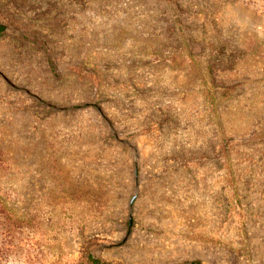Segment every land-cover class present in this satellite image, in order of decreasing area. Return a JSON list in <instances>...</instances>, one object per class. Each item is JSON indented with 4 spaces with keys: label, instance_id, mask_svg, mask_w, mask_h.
Returning a JSON list of instances; mask_svg holds the SVG:
<instances>
[{
    "label": "rangeland",
    "instance_id": "374dc122",
    "mask_svg": "<svg viewBox=\"0 0 264 264\" xmlns=\"http://www.w3.org/2000/svg\"><path fill=\"white\" fill-rule=\"evenodd\" d=\"M0 27V264H264V0H0Z\"/></svg>",
    "mask_w": 264,
    "mask_h": 264
},
{
    "label": "trees",
    "instance_id": "16d2710c",
    "mask_svg": "<svg viewBox=\"0 0 264 264\" xmlns=\"http://www.w3.org/2000/svg\"><path fill=\"white\" fill-rule=\"evenodd\" d=\"M53 67V62L50 60ZM97 238H88L84 241L81 246V253L78 260L73 261L71 264H97L93 255L91 254V248L93 245L97 244ZM104 264H124V263H113L105 260H101ZM190 264H203L200 260H193Z\"/></svg>",
    "mask_w": 264,
    "mask_h": 264
},
{
    "label": "water",
    "instance_id": "95a60500",
    "mask_svg": "<svg viewBox=\"0 0 264 264\" xmlns=\"http://www.w3.org/2000/svg\"><path fill=\"white\" fill-rule=\"evenodd\" d=\"M0 30H2V27H0ZM95 261L97 264H104L103 262H101L95 255H93Z\"/></svg>",
    "mask_w": 264,
    "mask_h": 264
}]
</instances>
